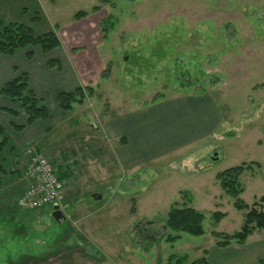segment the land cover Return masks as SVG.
<instances>
[{
  "label": "rangeland",
  "instance_id": "374dc122",
  "mask_svg": "<svg viewBox=\"0 0 264 264\" xmlns=\"http://www.w3.org/2000/svg\"><path fill=\"white\" fill-rule=\"evenodd\" d=\"M94 5L97 11H91ZM34 10L39 17L32 20ZM77 10L87 15L74 19ZM0 19L25 22L36 32L55 27L60 40L59 47L46 53L33 47V62L24 59L26 50L16 51L18 67L57 59L60 69L80 77L74 88L92 87L91 95L65 111L66 117L56 114L45 138L48 147L42 150L58 175L60 164L69 166L71 179L64 182L62 198L65 219L56 222L50 209L36 210L35 215L19 212V186L4 184L0 264H137L138 256L156 262L168 253L187 254L190 261L208 248L228 255L223 264L264 260V240L233 255L232 249L216 247L211 235L213 230L238 231L243 222V212L221 190L217 171L242 162L260 163L240 175V197L251 204L264 195V0H0ZM4 69L0 62V77L7 73ZM196 93L208 94L217 103L222 119L218 133L127 172L116 167L122 136L106 139L90 126L103 115L115 116L109 123L117 125V118L134 107L148 118L172 104V96ZM44 136L38 134L19 149L18 166ZM154 140L163 142L158 136ZM99 192L103 200L85 202V195ZM75 194L81 199L74 200ZM183 204L204 214V232L180 233L176 242H166L162 224L167 211ZM11 209L15 214L2 217ZM216 210L226 214L214 224L211 213ZM21 220L31 223L23 226ZM136 224L159 231L152 254L137 243ZM259 233L264 230L252 236ZM133 253L138 256L130 262ZM103 257L118 263H98Z\"/></svg>",
  "mask_w": 264,
  "mask_h": 264
},
{
  "label": "crops",
  "instance_id": "0c3cea01",
  "mask_svg": "<svg viewBox=\"0 0 264 264\" xmlns=\"http://www.w3.org/2000/svg\"><path fill=\"white\" fill-rule=\"evenodd\" d=\"M16 57V52L12 55L0 54V62L1 64L5 65L4 71L7 70V73L0 77V87L7 80L14 77L18 73L26 72L28 76L29 87L36 93L39 98L44 101L48 109L49 115L45 120H36L30 125H25L22 130L16 131L10 126V124H24L25 115L21 112L18 104H15L12 100H10L9 97L0 94V125L5 128L6 133L10 137L11 141L19 149H22L24 146H27L29 142H31L35 137L38 136V134L45 133L43 142H40V145H38L41 150H43L45 149V146L48 147V141L45 140V138L47 137V132L51 130L52 126H54L53 119L56 114L61 112L62 118L66 117L67 115L65 111L60 110L57 106V93L62 90H72L75 84L78 83V78L80 77H78V75L75 76L72 71H69V69L67 71L63 67L61 69L49 68L45 65V63L41 62L37 63L36 66H30L24 69L22 67H18V63H16L15 61ZM24 59L29 62H33L32 59H34V55H32L31 58L24 57ZM5 61H7V63H5ZM64 71H67L66 75ZM170 102L172 104H169L168 106L163 108V110L157 109L159 111L158 114H152L151 116L149 115L148 118V114L145 118L144 112H140L141 115H139L140 109L134 107L127 111L128 113H125L121 117L117 118L116 123H119L117 125L109 123L113 122V120L109 121L111 117L112 119L115 117L113 115H111L110 117H108L107 115H103V120L96 122L97 124L93 121L90 122V126L95 130V132H98L99 134L101 133L106 139H116L122 136L118 140V145L121 150L119 149L115 155L116 167L119 170L121 169L125 172L133 170L139 164L143 162H148L149 160L156 158L160 154H164L170 151L173 152L175 150H178L180 147L198 142V140L208 137L211 134H214V132L218 133V129L220 128L222 119L219 113L218 105L210 95L203 93L185 95L180 94L172 96ZM5 108L15 109L17 111L16 115L9 114L4 110ZM157 110H155L154 112H156ZM163 130L164 132L161 135L160 132ZM156 136H158L159 139L161 137V141L163 142L161 143L160 140L159 142H156L154 140ZM161 144L162 146H160ZM65 162H63V164H60L58 167L61 169L63 183L65 182L68 184V182L65 180L71 179L69 176L71 175V172L69 171V166L67 162ZM71 162L72 164H74L76 160H72ZM74 179H76V177H74ZM113 191L114 190H112V192ZM112 192L110 193V196L113 194ZM74 196V200L77 198L81 199L80 196H78L77 194H75ZM85 196V202L88 204L89 194ZM102 196L104 195L102 194ZM109 199L105 200V204L103 207L108 205L107 202L109 201ZM79 204L82 203H78V207L81 206H79ZM101 209L103 208H100L98 212L101 211ZM18 210L19 212H23L25 214L26 212H30L33 215H35V212L38 211L20 209ZM44 210L48 211V208H45ZM12 212H16V210L11 209L10 212L5 214L3 213L2 217L5 216V218L7 219L8 216L10 218V215L15 214ZM73 212H75V209H73ZM80 218L84 219L83 217ZM10 223L11 222L9 221L8 224ZM20 223L23 224V226H26L30 224L31 221H22ZM252 234L248 236V238L243 244H232L227 247L218 248L232 249L233 255H237V253L240 254V252H243L244 250L249 248L247 246H250L249 250H251V245L260 242L261 240H264V234L259 233L253 236ZM150 249L149 251H147V253L152 254V252H150ZM127 251L130 252L129 250ZM206 251L207 258L210 264H223V261L227 260L226 257L228 255H226L225 257V253L219 254V252H211L210 248L206 249ZM133 254L134 257L129 256L130 262L132 261V259L138 256L135 253ZM262 254L264 255V250ZM138 257L136 258V260H138L137 264L165 263V259L162 260L161 258H158V260L155 262L154 260H144L140 256ZM119 258L120 257H116V259ZM99 259L100 261L98 263L103 260H109L107 259V257ZM255 259L257 261V256L255 257ZM109 261L118 263V261L114 260ZM130 262L127 261V263Z\"/></svg>",
  "mask_w": 264,
  "mask_h": 264
},
{
  "label": "trees",
  "instance_id": "16d2710c",
  "mask_svg": "<svg viewBox=\"0 0 264 264\" xmlns=\"http://www.w3.org/2000/svg\"><path fill=\"white\" fill-rule=\"evenodd\" d=\"M97 10V5L91 7V11ZM86 15V11L77 10L73 14V17L74 19H80ZM36 17L39 16L37 11L34 10V16L31 18L34 20ZM59 46L60 40L55 32V27L42 32H36L31 25L25 22L16 20L5 22L0 19V54L2 55H12L18 50H26L25 57L31 58L33 55L31 49L33 47L46 53ZM45 65L49 68L55 67L56 69H60V63L57 59H48ZM91 93L92 87L77 85L72 90L59 91L56 95V103L60 110L70 111L75 103H82L85 96L91 95ZM0 94L9 97L15 104H18L21 112L25 115L24 124H10L16 131L22 130L25 125H30L36 120H45L49 115L44 101L29 87L26 72H20L7 80L0 87ZM4 110L11 115H16L17 113L12 108H5ZM0 136V196L2 195L1 188L10 181L14 185L19 186V192L17 193L19 194L24 185L22 181L23 165H17L20 161L21 153L19 148L11 141L2 125H0ZM259 165L260 163L256 161L242 162L216 172L215 178L221 190L232 199L234 208L243 212V222L238 231L232 233L211 231L217 247L243 244L254 231L264 230V195H261L251 204L245 203L240 197L243 190L240 175L245 170H252L253 166L259 167ZM61 174L60 172L59 178L63 180ZM225 214L218 210L213 211L211 213L213 223H218ZM203 218L204 214L192 206L187 204H183L182 206L171 205L162 224V231L166 233L165 241L169 243L176 242L181 236L180 233L202 235L204 232L202 226ZM151 223V221L147 222L149 225ZM135 233L138 239L137 243L146 250L150 249L160 234L158 230L150 231L146 225L138 224L135 225ZM258 262L264 264V260L261 258L258 259ZM164 264L210 263L207 258V251L204 249L200 257L190 261H188L187 254L176 255L168 253Z\"/></svg>",
  "mask_w": 264,
  "mask_h": 264
},
{
  "label": "built area",
  "instance_id": "2783aa9c",
  "mask_svg": "<svg viewBox=\"0 0 264 264\" xmlns=\"http://www.w3.org/2000/svg\"><path fill=\"white\" fill-rule=\"evenodd\" d=\"M27 154L22 176L25 185L15 198V205L22 210H39L56 203L62 209L64 183L52 161L41 148H29Z\"/></svg>",
  "mask_w": 264,
  "mask_h": 264
},
{
  "label": "water",
  "instance_id": "95a60500",
  "mask_svg": "<svg viewBox=\"0 0 264 264\" xmlns=\"http://www.w3.org/2000/svg\"><path fill=\"white\" fill-rule=\"evenodd\" d=\"M90 201H100L103 199L102 194L100 193H91L88 196ZM50 216L56 221V222H62L64 220V214L62 211L58 208V205L56 203L52 204V209L50 211Z\"/></svg>",
  "mask_w": 264,
  "mask_h": 264
},
{
  "label": "flooded vegetation",
  "instance_id": "af4514ba",
  "mask_svg": "<svg viewBox=\"0 0 264 264\" xmlns=\"http://www.w3.org/2000/svg\"><path fill=\"white\" fill-rule=\"evenodd\" d=\"M62 210L64 211V208L62 207ZM51 217V216H50Z\"/></svg>",
  "mask_w": 264,
  "mask_h": 264
}]
</instances>
